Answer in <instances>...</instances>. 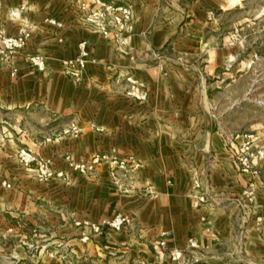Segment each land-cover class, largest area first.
I'll use <instances>...</instances> for the list:
<instances>
[{
	"label": "crops",
	"instance_id": "obj_1",
	"mask_svg": "<svg viewBox=\"0 0 264 264\" xmlns=\"http://www.w3.org/2000/svg\"><path fill=\"white\" fill-rule=\"evenodd\" d=\"M108 5L133 12L121 37L84 21ZM235 10L244 12L238 21L230 18ZM24 26L32 35L22 51L11 64L0 56V264H71L69 257L176 264L154 253L161 232L187 264H264V165L252 178L232 154L246 133L264 140V122L229 123L240 110L264 108V34L236 38L264 31V6L252 17L249 0L0 1V32ZM81 41L95 62L75 83L61 62ZM36 54L45 57L43 71L29 63ZM128 77L143 100L126 94ZM72 125L76 135L65 133ZM20 149L66 177L37 178ZM67 155L105 158L81 173ZM194 180L206 194L200 207ZM250 181L253 202L245 207ZM117 214L127 216L123 229L102 226L80 240L73 220Z\"/></svg>",
	"mask_w": 264,
	"mask_h": 264
},
{
	"label": "built area",
	"instance_id": "obj_2",
	"mask_svg": "<svg viewBox=\"0 0 264 264\" xmlns=\"http://www.w3.org/2000/svg\"><path fill=\"white\" fill-rule=\"evenodd\" d=\"M11 14L14 16L16 13L11 12ZM84 21L93 31H96L102 36H108L110 33L114 32L117 36L121 37L124 33L132 29L133 12H131L129 6H101L100 9L88 13V15L84 17ZM31 35L32 33L30 32L29 26L22 27L16 34L0 32V56L11 64L14 58L30 40ZM77 49L78 53L74 58L65 59L61 62L63 74L75 83L82 80L87 68L86 65L95 62V59L90 57L85 41L79 42ZM28 60L29 63L39 71L45 70V57L43 55H30L28 56ZM11 74H15L14 68ZM126 81L131 83L126 94L135 99L143 100L145 98V93L139 89L137 82L131 77H128ZM78 130V127L72 125L70 129L65 130V133L76 135ZM232 154L240 172L248 174L252 178L258 176L264 165V140L255 131L246 133L242 136V140L234 147ZM17 155L24 165H34L35 171L40 172L41 178H47L51 174L47 167L48 160H44L24 149H20ZM104 158L105 157L95 156L90 162H83L75 160L71 155L65 156L69 168L72 171L81 173H93L95 171V164ZM113 163L117 164V168H125L124 161H116L113 159L112 164ZM57 175L59 177L62 175L66 177L65 173L62 171ZM254 184L253 181H250L247 187L242 191V201L245 202L243 203L245 207L247 205L250 206L253 202ZM193 185L196 190L195 197L197 203L195 206L200 207L201 204L207 203L206 194L199 180H194ZM6 186L8 187L7 184ZM73 223L78 228L82 227L83 231L80 234V240L86 242L94 234H97L102 226H107L113 230H121L127 225L128 220L126 215L117 214L113 219L104 220L101 223H92L84 219L73 220ZM165 236L166 233L161 232L160 239L153 244L155 255L159 258L161 255L165 254L176 264H187L188 262L183 260V252L169 246ZM189 247H196L194 239H189Z\"/></svg>",
	"mask_w": 264,
	"mask_h": 264
},
{
	"label": "rangeland",
	"instance_id": "obj_3",
	"mask_svg": "<svg viewBox=\"0 0 264 264\" xmlns=\"http://www.w3.org/2000/svg\"><path fill=\"white\" fill-rule=\"evenodd\" d=\"M236 0H232V2H235ZM258 5H262L264 6V0H249V9H251V12H252V17H253V13L255 11V8H257ZM246 14V12H245ZM244 15V12L242 10H235L233 14H231L230 18L233 19L234 21H238L240 20ZM231 19H229L228 22H231ZM264 34V31L261 32L258 28L257 30H252L251 31V34H249L247 37H244L243 36V33L240 31V34L239 36L237 35L236 38L237 39H240L241 41L245 40V38L247 39H251V40H255V39H259V37H261V35ZM254 44V42H253ZM259 45V43H257ZM255 45V44H254ZM264 47V46H263ZM259 48L262 49V46H260ZM240 87H242V84H239ZM240 114L239 118H233L230 120V124H234V123H240V124H243V123H247L249 122V120H255V126H252V127H257V129H260V125H262V123L264 122V108L259 106L258 104L256 105V107L254 109H243V110H240L238 112ZM36 172V177L39 178V179H43L41 178V174L40 172ZM49 172H51V174L49 175V177H47L48 179H51V178H62L64 179V175H62L61 177H59L57 174L60 172V171H52V170H49ZM42 237H40L41 239ZM63 253H60V255H63ZM69 257V256H68ZM70 259H68L71 264H111L110 262H107V260H102V259H96V257H91V258H88L87 260H77L76 258H73V257H69ZM70 264V263H69Z\"/></svg>",
	"mask_w": 264,
	"mask_h": 264
}]
</instances>
